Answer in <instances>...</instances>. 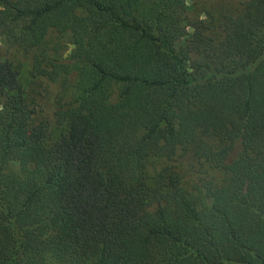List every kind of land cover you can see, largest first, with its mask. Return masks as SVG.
Wrapping results in <instances>:
<instances>
[{
  "label": "trees",
  "instance_id": "16d2710c",
  "mask_svg": "<svg viewBox=\"0 0 264 264\" xmlns=\"http://www.w3.org/2000/svg\"><path fill=\"white\" fill-rule=\"evenodd\" d=\"M193 13L0 0L62 129L0 60V264H264V0Z\"/></svg>",
  "mask_w": 264,
  "mask_h": 264
},
{
  "label": "rangeland",
  "instance_id": "374dc122",
  "mask_svg": "<svg viewBox=\"0 0 264 264\" xmlns=\"http://www.w3.org/2000/svg\"><path fill=\"white\" fill-rule=\"evenodd\" d=\"M213 0H183L186 6V11L190 17H194L195 9H203L210 6ZM237 4L238 0H231ZM10 60L14 62L20 71V83L24 89V93L30 104V108L35 112L32 115L31 126L43 130L47 138L57 137L62 129L53 120V96L55 87L46 80L36 79L31 74L30 57L26 55L20 46H11L0 38V60ZM180 173L183 174L186 180L192 178L189 166L186 161L179 163ZM157 167H149V175L152 176Z\"/></svg>",
  "mask_w": 264,
  "mask_h": 264
}]
</instances>
